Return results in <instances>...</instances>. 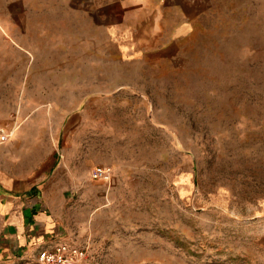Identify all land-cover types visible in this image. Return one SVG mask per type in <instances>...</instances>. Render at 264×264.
<instances>
[{"label": "rangeland", "instance_id": "374dc122", "mask_svg": "<svg viewBox=\"0 0 264 264\" xmlns=\"http://www.w3.org/2000/svg\"><path fill=\"white\" fill-rule=\"evenodd\" d=\"M197 8L130 48L66 33L65 0H0V179L44 189L66 151L112 167L60 180L72 221L142 235L117 264H264V0Z\"/></svg>", "mask_w": 264, "mask_h": 264}, {"label": "crops", "instance_id": "0c3cea01", "mask_svg": "<svg viewBox=\"0 0 264 264\" xmlns=\"http://www.w3.org/2000/svg\"><path fill=\"white\" fill-rule=\"evenodd\" d=\"M65 1L71 8L64 25L66 33L80 35L77 40L83 43L86 33H99L103 27L115 35V41L129 43L130 48L136 44L135 37L142 32L141 28L150 21L155 26L161 25L165 17L179 21L182 13L186 18L195 17L198 9L197 0ZM131 18L134 21L130 24ZM85 20L90 27L86 28ZM139 43L140 40L137 46ZM59 165L61 174L48 181L44 189L35 187L28 194L22 193L20 186L15 187L20 185L16 177L0 179V262L34 258L39 249L63 242L87 248L89 259L85 264H117L115 259L128 258V251L134 249L131 243L140 242L141 234L116 230L109 233L99 225L89 227L83 219L76 223L71 218L72 203L64 196L66 184L61 178L69 182L70 190L74 179L91 176V171L101 165L70 156L67 151Z\"/></svg>", "mask_w": 264, "mask_h": 264}, {"label": "built area", "instance_id": "2783aa9c", "mask_svg": "<svg viewBox=\"0 0 264 264\" xmlns=\"http://www.w3.org/2000/svg\"><path fill=\"white\" fill-rule=\"evenodd\" d=\"M12 131L0 127V145L8 143ZM93 181H101L108 185L115 180L114 170L110 166H97L91 171ZM89 259L87 248L70 243H56L50 247L41 248L34 256V264H85Z\"/></svg>", "mask_w": 264, "mask_h": 264}, {"label": "bare ground", "instance_id": "6f19581e", "mask_svg": "<svg viewBox=\"0 0 264 264\" xmlns=\"http://www.w3.org/2000/svg\"><path fill=\"white\" fill-rule=\"evenodd\" d=\"M17 127H18V125H16V126L14 127V130H15ZM14 133H15V132H14ZM14 133H13V134H14Z\"/></svg>", "mask_w": 264, "mask_h": 264}]
</instances>
